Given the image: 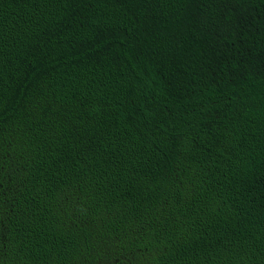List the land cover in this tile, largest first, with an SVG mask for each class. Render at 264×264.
<instances>
[{
    "label": "trees",
    "instance_id": "16d2710c",
    "mask_svg": "<svg viewBox=\"0 0 264 264\" xmlns=\"http://www.w3.org/2000/svg\"><path fill=\"white\" fill-rule=\"evenodd\" d=\"M0 264H264V0H0Z\"/></svg>",
    "mask_w": 264,
    "mask_h": 264
}]
</instances>
